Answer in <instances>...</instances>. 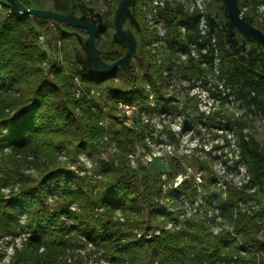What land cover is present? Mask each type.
<instances>
[{
  "label": "trees",
  "instance_id": "obj_1",
  "mask_svg": "<svg viewBox=\"0 0 264 264\" xmlns=\"http://www.w3.org/2000/svg\"><path fill=\"white\" fill-rule=\"evenodd\" d=\"M116 1L106 0L111 17L97 9L103 21L96 44L106 63L127 50L124 44L117 57L106 56L121 48L113 25ZM144 1H135L127 26L136 54L124 67L103 73L76 57L78 31L87 35L83 28L16 15L10 0H0V242L25 235L8 263L0 252V264H101L86 260L90 251L108 264H264V146L245 133L244 115L225 111L233 117L231 130L253 191L248 184L220 186L209 161L200 160L206 179L196 187L184 179L164 194L141 176L145 168L139 158L138 169L130 165L138 147L149 150V126L141 120L130 126L119 103L143 102L149 113H161L168 110L162 102H170L161 90L165 64H158L149 48L156 36L144 18ZM237 2L245 20L264 33V15H258L264 0ZM156 13L166 24L171 58L179 51L187 54L175 66L176 75L214 74L217 57V77L244 107L264 111V71L245 60V45L241 50L231 41L222 0H212L204 14L168 2L157 5ZM200 17L207 31L200 29ZM253 54L264 59L259 50ZM146 83L156 88L157 106L149 104ZM113 143L115 151L109 153ZM82 155L94 165V174L82 175ZM180 195L192 204L201 199V211L173 209ZM17 209L25 213L24 222ZM217 219L215 231L209 222Z\"/></svg>",
  "mask_w": 264,
  "mask_h": 264
},
{
  "label": "rangeland",
  "instance_id": "obj_2",
  "mask_svg": "<svg viewBox=\"0 0 264 264\" xmlns=\"http://www.w3.org/2000/svg\"><path fill=\"white\" fill-rule=\"evenodd\" d=\"M28 3L30 8L35 11L49 12L61 14L79 21L90 23L100 27L103 16L97 10H101L105 16L111 17L110 5L106 0H23ZM121 2V0H120ZM119 0L115 2L114 7L119 6ZM166 2L173 7H181L185 11H200L201 14L206 12L207 7L212 0H146L141 4L144 18L148 28L155 33V38L150 42L149 48L158 64L163 65L160 78L161 90L170 102L163 101V105L168 106L167 111L161 113H149L143 102L141 105L135 104L131 116L128 117L127 123L130 126H139V121L148 124V143L149 150L138 147L135 155L130 159L132 168L138 169L136 163L137 158L141 162L144 170H139L141 176H146L152 187L162 188L164 194H168L170 190L175 189L184 179L191 182V187L199 185L203 179L207 178L204 171L199 168L200 160H208L217 174L220 186L223 187L224 182H231L237 186L250 184V177L245 165L239 155V148L234 132L231 130L230 122L233 120L229 111L239 117L245 116L247 127L245 133L250 137L256 138L261 146H264V111H260L256 106L251 108L244 107L240 100L233 94L230 85H226L225 80L217 77L219 73L218 59L214 60L215 73L206 71L202 74H190L185 76L183 73L175 74V66L187 59V54L177 52L176 57L171 58L172 51L166 47L167 27L164 20L156 13V6H163ZM91 4V5H90ZM130 11L127 12L122 21L123 29L127 33L128 20ZM259 19L264 15V5L258 9ZM199 27L202 31H207L206 20L203 17L199 19ZM230 31L234 36V45L236 48L243 49L246 46L244 56L245 60L258 70L264 71V59L261 61L253 52H260L264 55V49L259 44L251 41L241 33L237 32L233 25H229ZM79 47L76 50V57L82 62L92 64L89 55V37L84 32L78 31ZM102 37L103 34H100ZM98 41V40H97ZM126 46L121 43V48L106 56H118ZM192 55L198 57L195 46L191 47ZM64 52H60L61 58ZM174 60L173 63H169ZM169 60V61H168ZM205 66V64H203ZM145 90L148 95L151 107L157 106L155 98L156 88L151 83L145 84ZM228 96L223 101L222 97ZM145 110L139 112L141 108ZM198 119L197 123H190L187 118ZM215 120V123L208 121ZM164 130L174 134V139L170 138ZM109 153L115 151V144H111L106 149ZM66 158L63 157V160ZM237 160L239 162H237ZM81 163L84 164L82 175L94 174L95 167L92 162L81 156ZM218 191H220L218 189ZM51 200L54 196L50 195ZM189 203L183 199V196H176L173 209H182L183 212L190 214L191 212L201 211L202 200L197 199ZM250 206L257 208V203L252 201ZM18 215L22 222L25 220V213L17 209ZM215 213L210 214L212 219ZM220 222H209L215 231L219 230ZM25 235L17 238L15 241L5 239L0 242V252L4 254V263H8L10 257L14 254V246L20 245ZM264 238V233H263ZM86 260L90 263L100 262L108 264L101 258L99 252H89Z\"/></svg>",
  "mask_w": 264,
  "mask_h": 264
},
{
  "label": "water",
  "instance_id": "obj_3",
  "mask_svg": "<svg viewBox=\"0 0 264 264\" xmlns=\"http://www.w3.org/2000/svg\"><path fill=\"white\" fill-rule=\"evenodd\" d=\"M10 1L12 3V10L16 15L28 14L37 18L58 20L76 27L83 28L89 37V55L91 62L99 71L103 73H111L120 67H124L136 54L137 42L130 33L124 31L122 25L124 15L129 12L136 0H121L114 13L113 25L115 37L119 43H124L127 45V50L113 63L104 62L99 54L96 44V38L99 34V27L96 25L79 21L57 13L35 11L25 6L20 0ZM222 1L224 3L230 24L233 25L242 35L249 38L251 41L256 42L262 49H264V33L245 20L237 0Z\"/></svg>",
  "mask_w": 264,
  "mask_h": 264
},
{
  "label": "built area",
  "instance_id": "obj_4",
  "mask_svg": "<svg viewBox=\"0 0 264 264\" xmlns=\"http://www.w3.org/2000/svg\"><path fill=\"white\" fill-rule=\"evenodd\" d=\"M41 40L43 41V38L41 37ZM80 91L77 90V93H79ZM119 109L122 110L123 113L126 114L127 118L131 116V113L133 112V109L135 108V106H129V105H126V104H123V103H119V106H118ZM129 120V118H128Z\"/></svg>",
  "mask_w": 264,
  "mask_h": 264
}]
</instances>
